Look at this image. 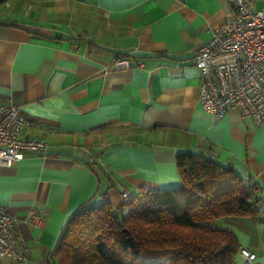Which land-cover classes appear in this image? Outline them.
<instances>
[{"label":"crops","instance_id":"1","mask_svg":"<svg viewBox=\"0 0 264 264\" xmlns=\"http://www.w3.org/2000/svg\"><path fill=\"white\" fill-rule=\"evenodd\" d=\"M264 0H254L261 9ZM232 10L228 0H8L0 5V105L25 117L22 135L43 140L0 168V206L16 218L30 264H48L76 211L121 194L178 186L175 158L231 163L258 184L264 210V124L199 103L192 59ZM117 59L132 68L115 70ZM92 160L93 164H90ZM30 212L44 219L33 225ZM127 213V210L121 211ZM264 264V221H212ZM0 264H17L3 257Z\"/></svg>","mask_w":264,"mask_h":264},{"label":"trees","instance_id":"2","mask_svg":"<svg viewBox=\"0 0 264 264\" xmlns=\"http://www.w3.org/2000/svg\"><path fill=\"white\" fill-rule=\"evenodd\" d=\"M175 163L176 187L142 190L118 210L105 202L72 214L48 264H239L234 234L210 223L264 221L258 184L201 154H177Z\"/></svg>","mask_w":264,"mask_h":264},{"label":"built area","instance_id":"3","mask_svg":"<svg viewBox=\"0 0 264 264\" xmlns=\"http://www.w3.org/2000/svg\"><path fill=\"white\" fill-rule=\"evenodd\" d=\"M232 10L211 30L209 40L199 46L192 62L202 76L199 103L205 112L221 120L236 109L242 118L256 126L264 124V6L256 10L254 0H228ZM115 70L132 68L129 61L117 59ZM26 119L11 104L0 105V168H9L26 154H44L43 140L22 135ZM131 198L121 194L122 203ZM35 226L44 219L30 212ZM239 264H254L255 254L246 248L238 252ZM10 258L17 264H30L28 248L21 238L16 218L0 206V259Z\"/></svg>","mask_w":264,"mask_h":264},{"label":"rangeland","instance_id":"4","mask_svg":"<svg viewBox=\"0 0 264 264\" xmlns=\"http://www.w3.org/2000/svg\"><path fill=\"white\" fill-rule=\"evenodd\" d=\"M124 215H125V214H124ZM222 219H225V218H221V220H222Z\"/></svg>","mask_w":264,"mask_h":264}]
</instances>
